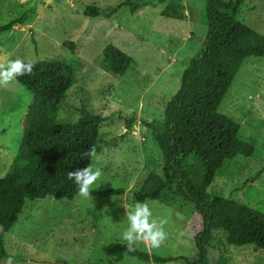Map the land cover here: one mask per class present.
<instances>
[{
    "label": "rangeland",
    "instance_id": "obj_1",
    "mask_svg": "<svg viewBox=\"0 0 264 264\" xmlns=\"http://www.w3.org/2000/svg\"><path fill=\"white\" fill-rule=\"evenodd\" d=\"M178 1L185 8L184 20L161 16L164 4L131 13L119 7L122 0H0V25L22 22L0 34V62L65 59L82 65L77 84L61 103L60 119L76 120L85 105L105 120L99 130L98 159L92 160L102 176L90 196L27 202L4 237L6 254L23 260L12 264H160L129 257L115 261L102 248L115 241L126 243L121 240L128 227L125 206L135 204L130 192L138 190L150 172L160 171L159 148L143 122L177 91L186 65L202 50L207 0ZM89 5L118 10L110 19H91L82 13ZM210 13L228 22L218 9ZM238 18L264 35V0H244ZM66 42L74 44V52ZM108 44L132 58L123 76L98 66ZM31 99L16 81L0 87V178L16 156ZM218 110L239 125L238 136L257 150L253 157L228 162L209 189L220 200L215 208L202 206L211 222L207 264H264V250L251 244L235 246L228 241V231L217 227L235 205L239 217L246 219L264 213V59L243 64ZM107 189H122L124 194L101 197L99 192ZM176 200L147 202L154 219L167 220V238L158 248L143 242L135 247L193 262L202 219L192 206Z\"/></svg>",
    "mask_w": 264,
    "mask_h": 264
},
{
    "label": "trees",
    "instance_id": "obj_2",
    "mask_svg": "<svg viewBox=\"0 0 264 264\" xmlns=\"http://www.w3.org/2000/svg\"><path fill=\"white\" fill-rule=\"evenodd\" d=\"M244 0H207V33L202 50L183 70L180 85L160 111L150 114L143 126L151 133L160 152V171L148 174L138 190L130 192L132 202L161 201L172 204L170 197L192 206L202 219V229L195 238L196 258L159 257L136 248L128 251L126 243L112 242L102 248L108 258L124 257L141 262H182L207 264V246L211 222L205 209L215 208L220 200L209 191L215 176L237 157L255 156L256 147L238 136L239 125L219 112L229 88L247 61L264 59V35L242 23L238 14ZM164 4L160 15L184 20L185 8L178 0H122L119 7L135 13L141 8ZM218 9L228 22L216 20L210 13ZM118 8L86 6L82 12L91 19H110ZM21 21L0 25V34ZM72 52L75 46L66 42ZM15 60V59H13ZM24 61V60H23ZM25 63L29 61H24ZM132 63L130 55L113 44L102 50L98 66L113 76H123ZM30 75L18 76L16 82L27 89L32 99L22 122L21 140L15 158L0 178V264L22 262L6 254L4 237L17 223L27 202L52 197L72 201L78 196L77 185L67 173L92 164L83 153L93 145L98 149L99 130L105 121L87 106L74 121L60 119L61 103L77 84L82 65L65 59L33 62ZM264 171V168L262 169ZM122 189L99 192L101 197L121 196ZM235 206L229 207L217 227L228 231V241L235 245H254L264 250V213L239 217Z\"/></svg>",
    "mask_w": 264,
    "mask_h": 264
},
{
    "label": "clouds",
    "instance_id": "obj_3",
    "mask_svg": "<svg viewBox=\"0 0 264 264\" xmlns=\"http://www.w3.org/2000/svg\"><path fill=\"white\" fill-rule=\"evenodd\" d=\"M34 64L32 61L25 63L22 59L10 60L6 63L0 62V87L7 86L14 82L18 76L30 75ZM84 157L90 160L98 159L96 146L93 145L83 153ZM102 176L100 168H94L89 164L83 168L67 173V179L72 180L78 188V195L84 198L90 196V190ZM126 208L128 227L122 232L121 240L126 242L128 251H134L137 243L150 244L158 248L166 240L167 233L164 225L167 220L154 219L152 211L147 202H136L132 207ZM11 264V259H9Z\"/></svg>",
    "mask_w": 264,
    "mask_h": 264
}]
</instances>
